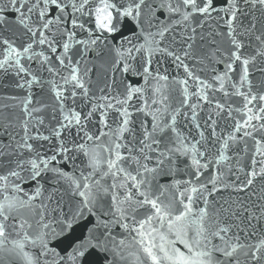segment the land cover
Wrapping results in <instances>:
<instances>
[{"label": "water", "instance_id": "95a60500", "mask_svg": "<svg viewBox=\"0 0 264 264\" xmlns=\"http://www.w3.org/2000/svg\"><path fill=\"white\" fill-rule=\"evenodd\" d=\"M0 264H264V0H0Z\"/></svg>", "mask_w": 264, "mask_h": 264}]
</instances>
